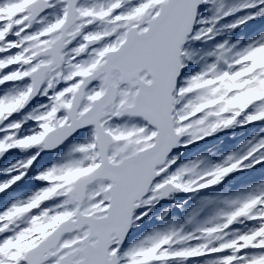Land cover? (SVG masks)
<instances>
[{
	"label": "snow or ice",
	"instance_id": "obj_1",
	"mask_svg": "<svg viewBox=\"0 0 264 264\" xmlns=\"http://www.w3.org/2000/svg\"><path fill=\"white\" fill-rule=\"evenodd\" d=\"M0 264H264V0H0Z\"/></svg>",
	"mask_w": 264,
	"mask_h": 264
}]
</instances>
